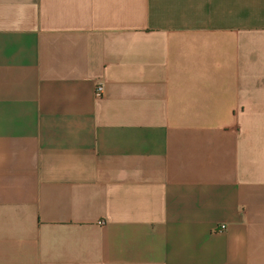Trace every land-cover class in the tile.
I'll return each instance as SVG.
<instances>
[{
	"label": "crops",
	"instance_id": "crops-1",
	"mask_svg": "<svg viewBox=\"0 0 264 264\" xmlns=\"http://www.w3.org/2000/svg\"><path fill=\"white\" fill-rule=\"evenodd\" d=\"M0 264H264V0H0Z\"/></svg>",
	"mask_w": 264,
	"mask_h": 264
},
{
	"label": "built area",
	"instance_id": "built-area-1",
	"mask_svg": "<svg viewBox=\"0 0 264 264\" xmlns=\"http://www.w3.org/2000/svg\"><path fill=\"white\" fill-rule=\"evenodd\" d=\"M103 92V87L101 84H96L95 88H94V95L99 97ZM224 226H221V229H223Z\"/></svg>",
	"mask_w": 264,
	"mask_h": 264
}]
</instances>
